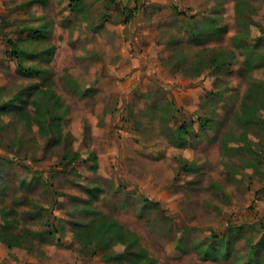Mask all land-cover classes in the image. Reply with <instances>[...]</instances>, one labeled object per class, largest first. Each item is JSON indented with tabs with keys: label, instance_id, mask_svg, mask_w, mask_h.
Returning <instances> with one entry per match:
<instances>
[{
	"label": "rangeland",
	"instance_id": "1",
	"mask_svg": "<svg viewBox=\"0 0 264 264\" xmlns=\"http://www.w3.org/2000/svg\"><path fill=\"white\" fill-rule=\"evenodd\" d=\"M96 209L123 239L83 243ZM1 229L36 264H264V0H0Z\"/></svg>",
	"mask_w": 264,
	"mask_h": 264
},
{
	"label": "trees",
	"instance_id": "2",
	"mask_svg": "<svg viewBox=\"0 0 264 264\" xmlns=\"http://www.w3.org/2000/svg\"><path fill=\"white\" fill-rule=\"evenodd\" d=\"M78 0H72L76 2ZM215 62H218L216 59ZM220 63L217 64L219 66ZM54 121V120H53ZM50 126L53 129L55 122L50 120ZM80 226V224H78ZM52 230L55 228L52 227ZM6 232V229H5ZM125 228L113 217L107 216L100 210H95V216L89 222L84 223L83 229L77 231L81 236V239L85 245L90 244L93 240L97 242L107 241L109 243H116L117 241L124 238ZM4 233L3 229L0 230V240L3 241L8 247L18 246L16 243L9 240L6 236L2 237ZM137 258L135 264H156L155 260L152 257H149L146 250L139 249L136 252Z\"/></svg>",
	"mask_w": 264,
	"mask_h": 264
},
{
	"label": "crops",
	"instance_id": "3",
	"mask_svg": "<svg viewBox=\"0 0 264 264\" xmlns=\"http://www.w3.org/2000/svg\"><path fill=\"white\" fill-rule=\"evenodd\" d=\"M4 247L5 249L0 246V250L2 251H0V260L3 264H36L35 262H38L36 258L25 253L20 247H8L7 245Z\"/></svg>",
	"mask_w": 264,
	"mask_h": 264
}]
</instances>
